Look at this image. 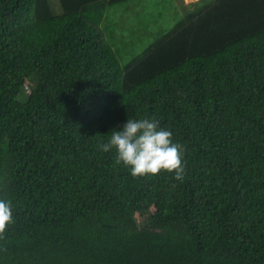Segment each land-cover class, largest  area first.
<instances>
[{
	"label": "trees",
	"instance_id": "16d2710c",
	"mask_svg": "<svg viewBox=\"0 0 264 264\" xmlns=\"http://www.w3.org/2000/svg\"><path fill=\"white\" fill-rule=\"evenodd\" d=\"M129 1L0 0V264H264V0H168L144 36ZM144 116L182 179L99 147Z\"/></svg>",
	"mask_w": 264,
	"mask_h": 264
},
{
	"label": "clouds",
	"instance_id": "9594fccd",
	"mask_svg": "<svg viewBox=\"0 0 264 264\" xmlns=\"http://www.w3.org/2000/svg\"><path fill=\"white\" fill-rule=\"evenodd\" d=\"M99 147L115 148L116 159L129 167L132 175L156 174L161 169L172 172L176 179L184 176V146L172 139V131L156 118H127ZM13 220L10 200L0 198V231Z\"/></svg>",
	"mask_w": 264,
	"mask_h": 264
},
{
	"label": "rangeland",
	"instance_id": "374dc122",
	"mask_svg": "<svg viewBox=\"0 0 264 264\" xmlns=\"http://www.w3.org/2000/svg\"><path fill=\"white\" fill-rule=\"evenodd\" d=\"M140 1L142 3H140ZM197 0H185L186 3H190ZM126 4V3H125ZM168 0H133L128 2V9H126L124 4H117L114 8L112 7L109 11V20L118 25V29L121 33L130 36V32H136L144 36L145 34H150L151 30L158 26H170L176 22V19L181 17L180 13H174L173 11L167 10L165 6H169ZM151 11V13H150ZM144 13L161 14L163 16H169V18H160L159 22L153 24L151 27L146 28V31L141 30L142 25L139 24L140 19L146 20ZM148 21V20H147ZM143 28V27H142ZM134 34V33H132ZM153 34V32H152ZM151 34V35H152ZM135 35V34H134ZM150 38V37H149ZM148 39V38H147ZM140 41V46H144L148 40Z\"/></svg>",
	"mask_w": 264,
	"mask_h": 264
},
{
	"label": "crops",
	"instance_id": "0c3cea01",
	"mask_svg": "<svg viewBox=\"0 0 264 264\" xmlns=\"http://www.w3.org/2000/svg\"><path fill=\"white\" fill-rule=\"evenodd\" d=\"M197 1H199V0H197ZM193 2H194V1H193ZM193 2L186 3L185 0H175V3H176V4H191V3H193Z\"/></svg>",
	"mask_w": 264,
	"mask_h": 264
}]
</instances>
